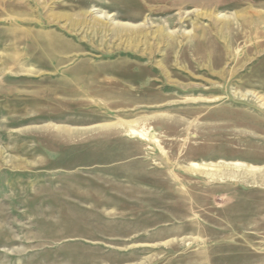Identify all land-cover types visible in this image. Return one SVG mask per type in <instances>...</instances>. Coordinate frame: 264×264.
I'll use <instances>...</instances> for the list:
<instances>
[{"label":"rangeland","instance_id":"374dc122","mask_svg":"<svg viewBox=\"0 0 264 264\" xmlns=\"http://www.w3.org/2000/svg\"><path fill=\"white\" fill-rule=\"evenodd\" d=\"M0 264H264V0H0Z\"/></svg>","mask_w":264,"mask_h":264},{"label":"bare ground","instance_id":"6f19581e","mask_svg":"<svg viewBox=\"0 0 264 264\" xmlns=\"http://www.w3.org/2000/svg\"><path fill=\"white\" fill-rule=\"evenodd\" d=\"M212 16V15H211ZM215 18H221L220 16L218 15H215L214 16ZM71 17H68V23L70 24V26H73L75 25V22H73V20L70 19ZM98 24H101L100 21H98ZM44 40L46 41V43L48 44L49 40H50V35L49 34H44ZM128 122V121H127ZM132 122V121H131ZM123 125L128 129L130 135L132 136H136V137H145L144 134L142 133H139L135 130V126L136 124L135 123H123ZM142 131V130H141ZM127 134V133H126ZM146 135V134H145ZM146 138V137H145ZM138 139V138H137ZM225 167L228 166V167H234V168H244V165L241 164V163H230V164H224ZM190 167L193 168L194 170L196 171H199V172H202L206 169H219L218 166H214V165H207V164H195V163H191L190 164ZM190 169V168H189ZM210 169V170H211ZM198 172V173H199Z\"/></svg>","mask_w":264,"mask_h":264}]
</instances>
